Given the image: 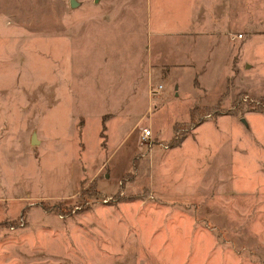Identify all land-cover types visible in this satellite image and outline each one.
Returning a JSON list of instances; mask_svg holds the SVG:
<instances>
[{
  "label": "rangeland",
  "instance_id": "1",
  "mask_svg": "<svg viewBox=\"0 0 264 264\" xmlns=\"http://www.w3.org/2000/svg\"><path fill=\"white\" fill-rule=\"evenodd\" d=\"M260 95L264 0H0V264H264Z\"/></svg>",
  "mask_w": 264,
  "mask_h": 264
},
{
  "label": "crops",
  "instance_id": "2",
  "mask_svg": "<svg viewBox=\"0 0 264 264\" xmlns=\"http://www.w3.org/2000/svg\"><path fill=\"white\" fill-rule=\"evenodd\" d=\"M203 35H210L212 34L211 31H206L204 33H202ZM236 36L233 35L231 38H225L224 42H225V47H223L222 49H220L217 53H215L214 50L209 49L207 51V55L205 56V50L202 53V60H201V69H202V79L200 83L199 81H197V79H194V81H196L198 84L200 85H204L206 86V84L208 85V83H220V87L219 89V94L217 96V98L215 100L220 99L224 93H226L225 85L226 87H228V79L230 77L231 73H234L236 75L240 74L241 70L242 71H248L253 62L256 60L255 57V50L253 52V56L254 59L251 60L248 59L247 60H243L241 62L240 58H239V54L241 51V43L239 42L238 44H234V40ZM242 38V37H239ZM233 43V44H232ZM198 64V61L194 62L192 61L190 63L191 66H196ZM228 69V73L225 72V70L223 69ZM206 89V88H205ZM260 96H264V95H260ZM227 117V119L230 118V116H224ZM231 119V118H230Z\"/></svg>",
  "mask_w": 264,
  "mask_h": 264
},
{
  "label": "trees",
  "instance_id": "3",
  "mask_svg": "<svg viewBox=\"0 0 264 264\" xmlns=\"http://www.w3.org/2000/svg\"><path fill=\"white\" fill-rule=\"evenodd\" d=\"M212 108H208V107H205V106H195L193 107L191 110H190V120L191 121H194L196 120V118L198 117L199 114H201L202 116L203 115H207L209 113V111L211 110ZM258 111L260 113H264V109H258ZM233 113V112H231ZM201 119L200 116L199 118L197 119V122L194 124V125H197L201 122ZM176 127V126H175ZM177 130V129H176ZM184 136L180 137V138H176L177 139V142L179 141H182Z\"/></svg>",
  "mask_w": 264,
  "mask_h": 264
},
{
  "label": "built area",
  "instance_id": "4",
  "mask_svg": "<svg viewBox=\"0 0 264 264\" xmlns=\"http://www.w3.org/2000/svg\"><path fill=\"white\" fill-rule=\"evenodd\" d=\"M238 37H242V35L239 34ZM149 137H150V131H149V129H145V130L143 131V133H142V138H143L144 140H148Z\"/></svg>",
  "mask_w": 264,
  "mask_h": 264
},
{
  "label": "water",
  "instance_id": "5",
  "mask_svg": "<svg viewBox=\"0 0 264 264\" xmlns=\"http://www.w3.org/2000/svg\"><path fill=\"white\" fill-rule=\"evenodd\" d=\"M31 143L32 144H37V140H36V138L34 136H32V138H31Z\"/></svg>",
  "mask_w": 264,
  "mask_h": 264
}]
</instances>
